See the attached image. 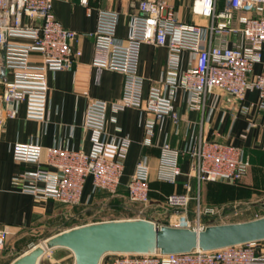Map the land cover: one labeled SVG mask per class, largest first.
Wrapping results in <instances>:
<instances>
[{
  "label": "built area",
  "instance_id": "2783aa9c",
  "mask_svg": "<svg viewBox=\"0 0 264 264\" xmlns=\"http://www.w3.org/2000/svg\"><path fill=\"white\" fill-rule=\"evenodd\" d=\"M175 1L134 0L124 39L116 35L118 13L98 10L95 30L87 34L93 42L92 65L98 72L107 69L124 76L122 97L114 102H88L84 125L91 133V146L87 153L42 148L31 143L15 145L13 160L35 166L14 177V183L22 192L33 195L38 201L53 199L63 206L73 207L79 204L85 180L90 177L93 193L103 191L115 196L129 140L107 138L105 124L109 110L117 112L132 107L153 114L155 121L144 125L145 144L153 136L157 121L170 118L173 124L178 123L179 116L172 101L179 88L189 95L193 107L217 90L228 103L236 104L242 111L248 110L242 104L244 95L255 90L258 94L256 108L264 112V74H252L264 48V0H193L192 14L206 22L192 24L178 20ZM79 4L89 11L87 0H79ZM235 21L238 26L234 25ZM234 34H240L242 42L229 45V37ZM216 37L218 43L214 44ZM76 38V32L64 28L55 18L52 0H0V126L15 117L21 103L25 104L27 119L44 122L46 75L71 69L80 62V52L73 48ZM143 43L165 46L168 50L163 78L148 89L145 98L142 97L143 79L137 74L139 47ZM183 52L190 55L192 65L181 71ZM252 126L250 124L247 131ZM260 145L264 150V139ZM109 148L113 149L112 157ZM42 156L44 165L53 171L41 167ZM181 156H187L190 163L183 184L185 192L169 195L164 204L150 201L149 166L145 158L137 161L126 184L125 197L129 204L137 206L139 216L152 206L165 211L169 207L172 215L166 221L147 220L152 221L156 229L169 226L196 232L240 218L247 203L205 206L198 193L190 195V181L194 179L198 186L207 182L238 183L250 167L243 150L203 136L190 140L184 149L164 143L157 178L175 183L181 175L178 167ZM191 201L194 205L189 209ZM8 237L9 231L1 228L0 251ZM260 242L209 251L196 248L175 254L157 251L150 255H107L100 264H264Z\"/></svg>",
  "mask_w": 264,
  "mask_h": 264
},
{
  "label": "crops",
  "instance_id": "0c3cea01",
  "mask_svg": "<svg viewBox=\"0 0 264 264\" xmlns=\"http://www.w3.org/2000/svg\"><path fill=\"white\" fill-rule=\"evenodd\" d=\"M133 1L87 0L89 9L87 12L86 7L79 4V0H52L55 18L64 28L77 33L73 48L80 52V62L71 69L47 73L48 92L44 122L27 119L25 104L21 103L15 117L6 120L0 126V229L6 228L9 231L6 244L18 247L25 245L17 256L59 231L80 225L79 223L62 227L72 219L85 214L87 210L105 204L113 198L103 191L93 193L91 179L88 177L82 189L80 202L76 206H63L53 199L38 201L33 195L22 192L13 181L17 174L34 169L35 166L14 161L12 148L15 145L31 143L42 148L56 147L89 152L91 133L84 125L87 104L90 100L106 102L119 100L123 93L124 76L112 70L103 69L99 72L95 70L92 65L93 42L87 34L95 30L97 12L103 9L118 13L116 35L124 39ZM192 1L174 2V12L178 20L187 24L205 23V19L192 14ZM234 25L238 26V23L235 21ZM241 42L240 34H234L229 37L228 44ZM217 43L216 37L214 44ZM167 56L168 50L165 46L155 47L148 43L140 45L137 74L143 79V98L153 84L162 80ZM190 65H192L190 55L183 52L180 56V70L184 71ZM252 74H264V48L261 61L253 67ZM172 103L179 116L178 123L173 124L170 118L157 121L148 144L144 142V125L147 121H155L153 114L132 107L107 112L105 124L107 138L125 137L129 140L120 184L114 199L120 196L126 199V184L141 158H145L149 166L148 196L152 203L163 204L169 195L184 193L183 184L189 171V159L187 156L179 157L178 167L181 175L175 183L161 181L157 177L162 146L168 143L172 148L184 149L190 140L203 136L241 148L245 158L250 162V167L247 174L235 184L207 182L198 186L192 179L190 195L195 196L198 193L201 203L205 206L247 203L240 218L232 223L251 221L264 216L260 214L261 206L264 204V150L260 145L264 139V112L256 108L257 92L250 90L244 95L242 104L248 107L246 111L240 110L236 104L228 103L225 96L217 90L193 107L189 95L179 88L174 93ZM250 124L253 126L247 131ZM112 152L113 149L109 148L108 153L111 157ZM43 161L44 156L41 157V167L53 171V168L45 166ZM133 207L137 208L136 205ZM145 213L146 215L127 218L152 219L149 217L151 214L158 216L165 213V210L152 206L146 208ZM46 231L49 232L47 236L32 242V237ZM259 247L264 251V240L259 243Z\"/></svg>",
  "mask_w": 264,
  "mask_h": 264
},
{
  "label": "water",
  "instance_id": "95a60500",
  "mask_svg": "<svg viewBox=\"0 0 264 264\" xmlns=\"http://www.w3.org/2000/svg\"><path fill=\"white\" fill-rule=\"evenodd\" d=\"M264 240V216L246 222L208 226L196 232L162 226L142 218L88 222L59 231L16 256L9 264H40L43 257L63 249L72 264H100L107 255H150L204 251Z\"/></svg>",
  "mask_w": 264,
  "mask_h": 264
},
{
  "label": "rangeland",
  "instance_id": "374dc122",
  "mask_svg": "<svg viewBox=\"0 0 264 264\" xmlns=\"http://www.w3.org/2000/svg\"><path fill=\"white\" fill-rule=\"evenodd\" d=\"M193 205L194 203L191 201L189 203V209H191ZM167 209L168 210H166L165 213H161L158 216L156 214H151V216L149 217L152 219H159L160 221H166L172 215V210L169 207H167ZM262 209L263 210L260 214L264 215V208ZM137 211L138 208L133 207L128 202L126 203V199L123 198V196L117 197L116 199H114L113 196V198L108 200L107 203L96 205L95 207L87 210L85 214L77 218V220L67 222V224L62 227H69L71 225H76L79 223L84 224L93 221L125 219L127 217H133L135 215L139 216ZM143 215H146V213H144ZM47 233L49 232L46 231L32 237V242L34 243L38 240H41L43 237L47 236ZM24 247L25 245H21L18 247L17 245L5 244L4 248L0 251V264H8L17 256V254L20 252V249H23ZM72 262L73 258L70 252L59 249L47 253L41 260L40 264H72Z\"/></svg>",
  "mask_w": 264,
  "mask_h": 264
},
{
  "label": "trees",
  "instance_id": "16d2710c",
  "mask_svg": "<svg viewBox=\"0 0 264 264\" xmlns=\"http://www.w3.org/2000/svg\"><path fill=\"white\" fill-rule=\"evenodd\" d=\"M208 183H215V182H208Z\"/></svg>",
  "mask_w": 264,
  "mask_h": 264
}]
</instances>
